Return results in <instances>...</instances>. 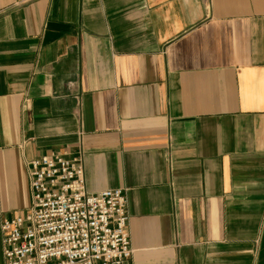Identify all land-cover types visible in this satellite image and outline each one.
<instances>
[{
	"label": "crops",
	"instance_id": "0c3cea01",
	"mask_svg": "<svg viewBox=\"0 0 264 264\" xmlns=\"http://www.w3.org/2000/svg\"><path fill=\"white\" fill-rule=\"evenodd\" d=\"M56 151L133 264H264V0H0V264Z\"/></svg>",
	"mask_w": 264,
	"mask_h": 264
},
{
	"label": "built area",
	"instance_id": "2783aa9c",
	"mask_svg": "<svg viewBox=\"0 0 264 264\" xmlns=\"http://www.w3.org/2000/svg\"><path fill=\"white\" fill-rule=\"evenodd\" d=\"M81 155L56 151L27 164L31 206L2 223L5 264H133L127 195L88 193Z\"/></svg>",
	"mask_w": 264,
	"mask_h": 264
}]
</instances>
